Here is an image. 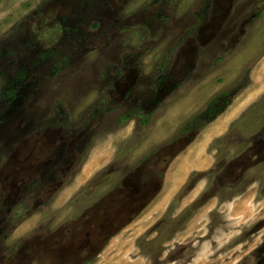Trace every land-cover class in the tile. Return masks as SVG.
Listing matches in <instances>:
<instances>
[{"label":"rangeland","instance_id":"obj_1","mask_svg":"<svg viewBox=\"0 0 264 264\" xmlns=\"http://www.w3.org/2000/svg\"><path fill=\"white\" fill-rule=\"evenodd\" d=\"M86 1L92 0H0V49L8 47L5 31L12 24L34 41L31 31L39 33L49 11L61 15ZM97 1L102 12L91 17L95 33L88 42L99 48L85 51L69 42L44 54L62 64L61 77L43 73L37 60L42 51L17 58L33 79L18 86L19 98L0 121V219L20 205L11 217L16 226L9 229L6 222L0 229L6 235L0 264L33 258L43 264H264L256 250L264 246V0ZM32 11L43 12V19L33 16L39 25L30 26L29 18L26 25ZM19 43H26L23 37ZM163 65L168 72L162 86H172L173 93L165 90L158 103ZM248 88L253 100L207 145L212 165L192 171L151 216L172 164L163 157L170 160L201 130L199 139ZM60 124H66L62 134ZM76 145L80 160L74 163ZM194 149L187 158L197 154ZM7 155L11 159L1 168ZM90 159L94 168L80 181ZM126 165L139 168L120 180ZM212 169L215 176L204 174ZM111 186L119 189L108 193ZM247 193V203L229 204ZM191 205L190 219L172 224L173 237L160 251L137 245L145 234L146 242L157 237L163 221ZM148 217L151 224L125 251L131 228ZM49 229L55 232L31 241L29 252L27 240ZM18 245L17 252L7 250Z\"/></svg>","mask_w":264,"mask_h":264},{"label":"flooded vegetation","instance_id":"obj_2","mask_svg":"<svg viewBox=\"0 0 264 264\" xmlns=\"http://www.w3.org/2000/svg\"><path fill=\"white\" fill-rule=\"evenodd\" d=\"M100 11L102 12V3L100 1H86V2H82V3H76V7H74V10L71 12H66L63 14H59L56 13L54 11H49V14L47 15V17L43 20L45 22H42L40 24V31L39 33L36 35L34 31H31L32 35L31 38H34V41H30L25 39V36H21L20 34H18L17 32V28L18 25L15 27V24H12L11 27L9 29H7L5 32L7 34V40H8V47L6 48H1L0 49V121L5 119L4 117H6L8 114H10V109L11 107L14 105L15 100L19 98V96H17L19 94V89L20 87H18L21 84H25V83H31L30 80L33 79V77L29 74H27L26 69L24 66H19L18 62H17V58L21 60V56L23 53H27L30 54V51H42V54L39 55V57L37 58V60L40 62L39 66L41 68V70L43 71V73H47L48 75H52L54 74L55 77L59 76L61 77V75L57 74V71L62 67L61 63L55 62L53 63L51 60H47L49 58L48 55H44L46 53H50V54H56V52L60 49H63L64 46L67 45H74L75 46H80L81 48H83V50L85 51H92V50H96L98 49L94 44L89 43L88 40H90L89 38L92 37L94 35V25L95 22H90L91 17L94 16V14L99 15ZM36 19H43V12H36V11H32L28 13V17L25 19L26 20V25H28V18H29V25L33 26V25H39V22H34V18L33 16H36ZM96 15V16H97ZM98 26V25H97ZM100 28V25L99 27ZM11 32V34L7 33V32ZM94 32V33H93ZM108 36L110 37V32H108ZM24 38L25 42L23 45L21 43H19L21 41V38ZM112 37V35H111ZM110 39V38H109ZM71 42V43H69ZM101 46V45H99ZM17 50V52H20L16 55V53L14 54L13 51ZM13 53L14 56L12 57L10 53ZM122 66H118V70L119 73H121V69ZM30 69V67H29ZM159 70H163L164 69V65L160 66L158 68ZM164 69V71H162V73H160L159 75H157L159 77V79H161V85L158 83L157 81V86H158V93L160 94V96H157V98L155 99V102L160 101V99H162L165 94L164 91L167 90L166 94L169 95L172 92L171 87L169 86L168 88H166V86H162L165 82V77L167 76V70ZM124 74V73H122ZM186 74V73H185ZM189 74V72H188ZM186 76H183L182 78L185 79L186 81ZM30 78V79H29ZM124 77H122V75H120L119 77V81H121ZM188 78V77H187ZM27 79L28 82H27ZM184 81V82H185ZM182 82V83H184ZM108 93L110 95L114 94L111 93L110 91H108ZM156 103V105L158 104ZM154 110V108L149 109V114L148 115H152V111ZM147 115V114H146ZM1 124V123H0ZM66 124L63 125H59L57 126V128H60L61 130V134L62 132L65 130L66 131ZM192 126V124L190 125ZM79 127V126H77ZM64 128V129H62ZM191 130V129H190ZM189 130V131H190ZM184 134H181V136ZM57 137V136H56ZM74 136L69 135V138H73ZM94 136L92 135L90 138H93ZM46 139V138H45ZM93 142V139H92ZM90 142V144L92 143ZM62 144V142L60 143ZM42 149H44L45 147H43L45 145L44 141H42ZM165 145H163L162 147H164ZM79 145H76L75 147V156L72 157L74 160V163L79 162L80 160V155H79V151H78ZM40 149V148H39ZM11 155V154H10ZM8 159L6 160L5 163L2 164L1 168L4 165H7L8 161L11 159V157L9 155ZM115 160V159H114ZM88 161V160H87ZM86 161V163H87ZM116 161V160H115ZM112 161V162H115ZM162 161L166 164L168 163V159L166 157H163ZM85 163V164H86ZM84 164V165H85ZM114 165L112 164L111 166V170L109 171L108 174H111L115 169L113 168ZM84 168V167H83ZM130 166L126 165L125 166V171L124 173L121 175L120 180L124 179V177H126L130 172L132 173L133 171L135 172L138 167L137 166H133L131 167L129 170ZM133 172V173H134ZM130 175V174H129ZM155 175L157 176V172L153 171L150 174V177H155ZM37 181V180H35ZM34 181V183H35ZM57 181V180H56ZM53 182L51 183V188H53L54 184L57 182ZM33 183V184H34ZM50 188V187H49ZM26 189V188H25ZM119 188L111 186L107 191L108 193L115 191ZM29 192V191H28ZM27 193H23L22 194V199L25 197H27V195H29ZM31 192V191H30ZM20 201V199H19ZM18 204V203H17ZM14 204L13 206H11L9 209L5 210L4 216L3 218L0 219V229H2L3 225L7 222L8 224L10 223L9 229H12L16 226V223L12 224V220L11 217L14 213V211H16L17 206H20L19 204ZM17 205V206H16ZM16 206V207H15ZM25 205L23 204V207ZM34 213V212H33ZM39 225H37L35 228H37L38 226H41V222L38 223ZM34 230V229H33ZM36 230V229H35ZM41 230V229H40ZM55 229H49L48 231H43L41 233V231H39V234H33L31 238H29L27 240L28 244L30 243V246L28 247V251L31 252V241H33L34 239L36 240H40L44 237V235L46 236V232L49 233V235L54 231ZM1 235H0V245H4V238H5V234H2V231H0ZM16 242V241H15ZM15 242L13 244H15ZM264 245V244H263ZM19 248V245L16 246H12V247H7V250L10 252H17ZM256 250H258V258L264 256V246H260L258 247ZM28 264H43L41 263V261L37 258H33L31 259Z\"/></svg>","mask_w":264,"mask_h":264},{"label":"bare ground","instance_id":"obj_3","mask_svg":"<svg viewBox=\"0 0 264 264\" xmlns=\"http://www.w3.org/2000/svg\"><path fill=\"white\" fill-rule=\"evenodd\" d=\"M262 67L264 68V64L262 65ZM262 68V69H263ZM257 77V76H256ZM253 78H255L254 76H253ZM255 80H257V79H255ZM264 80V79H263ZM256 88V87H255ZM257 92H259L258 90H256ZM250 92H251V90H250ZM248 93V94H246V97L243 99L242 98V101H240V103L235 107H232L230 110H228L226 113H225V115H223V117H222V119L220 120V121H218V123L214 126V128H212V130L211 129H209V131L205 134V136L203 137V140H202V142L201 143H199L198 145H197V147L195 148L196 150H198V148L200 149V150H198L197 151V154H196V158H195V162H193V163H189V164H187V165H183V166H181V168L182 169H184V170H189V169H191L192 167H208L209 165H210V160H208V159H206V158H204V147H205V145L208 143V141L212 138V136L213 135H216V134H218V133H220V132H222L223 130H224V128H225V125L227 124V122L232 118V117H234V116H236V115H238V113H239V110L240 109H243L244 107H245V105L248 103V102H250V101H252L253 100V98L255 97V93ZM259 94V93H258ZM235 118V117H234ZM211 128V127H210ZM226 129V128H225ZM222 134V133H221ZM99 159V158H98ZM102 160V159H101ZM100 161V160H99ZM178 162H179V160H177ZM98 163V162H97ZM93 164L95 165V162L93 161L91 164H90V167H89V169H88V167H87V172L85 173V175L87 174V173H89L90 172V170L93 168ZM101 164V163H100ZM178 165V164H177ZM175 166V165H174ZM177 167V166H176ZM180 167V166H179ZM179 167H178V169H179ZM178 169H177V171H178ZM197 169V168H196ZM175 174H177V172L175 173ZM85 175L83 176L84 178H85ZM186 176V174L184 175V177ZM82 180V179H81ZM80 180V181H81ZM183 181V177H180L179 178V180H176L175 181V184H174V186H172V187H169L168 185V188H166L165 189V199H164V201L162 202V203H160V206H161V210L165 207V204L168 202H166V200H168L171 196V194L174 192V191H176L177 190V188H178V186L180 185V183ZM168 190V191H167ZM164 194V193H163ZM168 195V196H167ZM163 196V195H162ZM160 210V209H159ZM155 211H156V208H155ZM161 211H159V213H160ZM152 213V212H151ZM153 214V213H152ZM144 219V218H143ZM146 220V219H145ZM152 220H153V218L152 217H150V218H148L147 220H146V222H142L141 220H139V223L137 224V228L136 227H134V229L133 228H131L133 231V233H132V235H131V237H130V235H129V239L125 242V251L126 250H128V248L130 249L131 248V246H130V243L132 242V241H134V238L137 236V235H139L143 230H145L146 229V227L148 226V225H150L151 224V222H152ZM134 225V224H133ZM125 238H122L121 240L123 241ZM118 241H119V239H118ZM124 243V242H123ZM124 245V244H123ZM121 248V247H120ZM132 248H133V245H132ZM133 250V249H132ZM124 253H126V252H124ZM130 253V252H129ZM131 253H134V252H132L131 251ZM123 256V255H122ZM127 259V258H126ZM118 261H117V263H115V264H134V263H129V262H127L126 260L124 261V260H122V259H117ZM134 262V261H133ZM136 264V263H135Z\"/></svg>","mask_w":264,"mask_h":264},{"label":"crops","instance_id":"obj_4","mask_svg":"<svg viewBox=\"0 0 264 264\" xmlns=\"http://www.w3.org/2000/svg\"><path fill=\"white\" fill-rule=\"evenodd\" d=\"M249 88L248 89H246L239 97H237L232 103H231V105L221 114V115H219V117L216 119V121H214L211 125H209V127H207V129H205V132H203L202 134H201V136H200V138L199 139H197V140H195L191 145H190V147L188 148V150H187V154H185V153H182V154H180L173 162H172V164H171V166H170V169L168 170V172H167V175H166V179H165V184H164V189H163V191H162V195L163 196H161L162 198L159 200V202L156 204V205H154V203L153 204H151L150 205V207L151 208H153L152 210H154V212H153V214L151 215V216H153V217H155V215L156 214H158V212L159 211H161V208H160V206H159V204L160 203H162L163 201H164V199H165V189L166 188H168V186L169 187H172V186H174V184H175V181L176 180H179V178L180 177H183V181L180 183V185L178 186V188H177V190L176 191H174L170 196L172 197L174 194H176L177 193V191L182 187V185H183V183L186 181V179H187V177L189 176V174L192 172V171H194V170H204V169H207L209 166H211L212 165V158L206 153V148H207V145L209 144V142L211 141V139L212 138H214V137H217V136H219V135H221V133H223L224 131H225V128H226V125L229 123V122H231L233 119H235L236 117H237V115L236 116H234V117H232L228 122H227V124L225 125V128H224V130L222 131V132H220V133H218V134H216V135H213L212 136V138L208 141V143L205 145V147H204V158H206V159H208V160H210V165L208 166V167H192L191 169H189V170H184V169H182L181 168V166H183V165H187V164H189V163H193V162H195V158H196V155L194 156V157H192L191 159L190 158H187V156L191 153V151L194 149V147L197 145V143H200L201 142V138H202V135L204 134V133H206V132H208L209 131V129H211L212 130V128H214V126L218 123V121H220L221 119H222V117H223V115H225V113L228 111V110H230L232 107H236L239 103H240V101H242V98L244 99L245 97H246V94H248L249 93ZM240 100V101H239ZM237 104V105H236ZM247 105V104H246ZM246 105H245V107H246ZM244 107V108H245ZM211 127V128H210ZM194 150H196V149H194ZM198 150H200L199 148H198ZM197 150V151H198ZM93 159V158H92ZM94 160V159H93ZM93 160H89L88 162H87V164H86V166L84 167V169H83V172H82V174H81V177H80V180L82 179V180H84L85 178H87L89 175L88 174H90V172H91V170L94 168H92L91 170H90V172L89 173H87L86 175H85V173L88 171L87 170V167H88V169H89V167H90V164L93 162ZM177 160H179V162L177 161ZM178 164V165H177ZM175 165V166H174ZM181 165V166H180ZM177 166V167H176ZM180 166V167H179ZM178 167H179V169H178ZM197 168V169H196ZM177 169H178V172L179 173H177V174H175L176 173V171H177ZM85 172V173H84ZM186 174V176L184 177V175ZM85 175V178L83 177ZM87 176V177H86ZM171 180V181H170ZM168 185V186H167ZM168 191V190H167ZM164 193V194H163ZM168 196V195H167ZM246 196V197H245ZM252 195H249L248 193H247V195H244L243 197H239L238 199H235L234 201H232V202H229V204L231 203V205L233 204V205H238V204H240V203H247V201H249L250 199H252V197H251ZM170 197V198H171ZM169 198V199H170ZM247 198V199H246ZM168 199V200H169ZM168 200H166V202L168 201ZM167 204V203H166ZM166 204H165V206H166ZM228 204V205H229ZM155 208H156V211H155ZM165 208V207H164ZM163 208V209H164ZM160 209V210H159ZM225 209H226V207H225ZM203 210V209H202ZM152 217V218H153ZM148 218H150V217H148ZM138 221H139V219H138Z\"/></svg>","mask_w":264,"mask_h":264},{"label":"trees","instance_id":"obj_5","mask_svg":"<svg viewBox=\"0 0 264 264\" xmlns=\"http://www.w3.org/2000/svg\"><path fill=\"white\" fill-rule=\"evenodd\" d=\"M259 105H260V103H259ZM261 105H263V109H264V99H263V102L261 103ZM256 106H258V105H255L254 107H256ZM217 140H219V139H217ZM217 172H218V170L212 169V170L205 171L204 174H206V176L208 175V177H212V175L215 176ZM198 173L199 172H195L193 175H196ZM183 192H184V190L182 189V191L175 197V199L173 200V204H172L173 206L174 205L175 206L174 207L172 206L169 209V213H171L174 210V209L172 210V208H175L178 205V203L182 197ZM192 207H193V205L186 207L179 215L174 217L172 220L166 219L167 221H163L161 226H160V229H159V234L157 235V237H155L151 241H148V242L144 241L146 234L141 236L137 240V245L139 247H141L143 251L146 250V247H151L153 245L155 247H157L158 251H160L159 249L162 248L165 241L169 240L173 237V229H172L173 226H172V224H174V223H182V224L186 223L192 215V212H193ZM181 227H182V225H180V227H178V228H181ZM166 234H167V236L165 237ZM163 236L165 238H163Z\"/></svg>","mask_w":264,"mask_h":264},{"label":"water","instance_id":"obj_6","mask_svg":"<svg viewBox=\"0 0 264 264\" xmlns=\"http://www.w3.org/2000/svg\"><path fill=\"white\" fill-rule=\"evenodd\" d=\"M201 131V130H200ZM200 131H199V133H200ZM198 133V134H199ZM197 134V135H198ZM197 135L195 134L191 139H189L187 142H186V145L181 149L180 148V150H178V151H176L174 154H173V156L171 157V159L168 161V163H169V165L175 160V158L185 149V147H188L189 145H191L194 141H195V139H196V137H197ZM137 217V216H136ZM136 217H134L132 220H130V222H128V223H132V221H134V219H136ZM128 225V224H127Z\"/></svg>","mask_w":264,"mask_h":264}]
</instances>
